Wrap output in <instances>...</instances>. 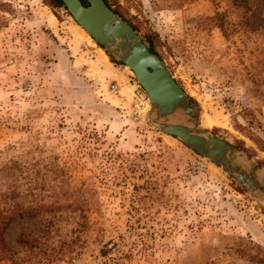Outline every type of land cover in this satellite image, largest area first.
I'll use <instances>...</instances> for the list:
<instances>
[{
	"label": "rangeland",
	"instance_id": "rangeland-1",
	"mask_svg": "<svg viewBox=\"0 0 264 264\" xmlns=\"http://www.w3.org/2000/svg\"><path fill=\"white\" fill-rule=\"evenodd\" d=\"M103 1L264 168V0ZM119 64L50 0H0V264H264V206Z\"/></svg>",
	"mask_w": 264,
	"mask_h": 264
},
{
	"label": "water",
	"instance_id": "water-1",
	"mask_svg": "<svg viewBox=\"0 0 264 264\" xmlns=\"http://www.w3.org/2000/svg\"><path fill=\"white\" fill-rule=\"evenodd\" d=\"M75 23L106 54L127 67L146 93V118L161 133L178 139L216 165L264 206V168L250 155L207 132L198 112L163 61L148 50L133 28L103 0H60Z\"/></svg>",
	"mask_w": 264,
	"mask_h": 264
},
{
	"label": "trees",
	"instance_id": "trees-1",
	"mask_svg": "<svg viewBox=\"0 0 264 264\" xmlns=\"http://www.w3.org/2000/svg\"><path fill=\"white\" fill-rule=\"evenodd\" d=\"M50 1H51V3H52V5H53L54 8L66 10L60 0H50ZM80 1H81L82 4H84V0H80ZM145 42L147 44L148 50L157 55L155 42L152 39H150V38L147 41H145ZM99 47L102 48L101 46H99ZM119 65H121V64H119ZM19 217H22V215H20ZM14 220H16V218H10V219H8L6 221L5 224H2V226L4 225L3 227L0 226V236L2 235L3 230H5V228H7V226L9 225V223L11 221H14Z\"/></svg>",
	"mask_w": 264,
	"mask_h": 264
},
{
	"label": "bare ground",
	"instance_id": "bare-ground-1",
	"mask_svg": "<svg viewBox=\"0 0 264 264\" xmlns=\"http://www.w3.org/2000/svg\"><path fill=\"white\" fill-rule=\"evenodd\" d=\"M148 110V108H147ZM211 121L209 119H205L203 122H202V125L203 127L207 126V125H210Z\"/></svg>",
	"mask_w": 264,
	"mask_h": 264
}]
</instances>
